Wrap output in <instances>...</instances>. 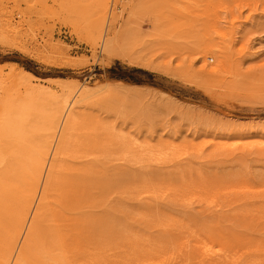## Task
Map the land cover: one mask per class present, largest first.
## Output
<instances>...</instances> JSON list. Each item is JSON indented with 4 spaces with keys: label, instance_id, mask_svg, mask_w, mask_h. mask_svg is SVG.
<instances>
[{
    "label": "rangeland",
    "instance_id": "1",
    "mask_svg": "<svg viewBox=\"0 0 264 264\" xmlns=\"http://www.w3.org/2000/svg\"><path fill=\"white\" fill-rule=\"evenodd\" d=\"M97 2L0 0L4 74L92 87L43 238L69 264H264V0H110L101 37Z\"/></svg>",
    "mask_w": 264,
    "mask_h": 264
},
{
    "label": "bare ground",
    "instance_id": "2",
    "mask_svg": "<svg viewBox=\"0 0 264 264\" xmlns=\"http://www.w3.org/2000/svg\"><path fill=\"white\" fill-rule=\"evenodd\" d=\"M109 3L110 0L97 2L99 37L109 14ZM7 25L10 32H19L12 21ZM208 56L216 58L214 65H208ZM203 57L205 62L200 75L214 76L225 71L226 62L216 46H207ZM3 72L0 68V264H69L67 258L60 256L43 238L42 226L48 215L49 192L62 171L58 161H64L75 152L85 132L84 121L75 109L90 96L92 87L73 85L61 79H42L16 65H11L7 74ZM77 91L81 98L75 102ZM108 131L115 134L116 140L124 139L122 134L110 128ZM8 193L18 196L17 206L6 201L4 195ZM32 210L33 218L26 226ZM90 218L88 216L87 221ZM74 221H78L77 217L62 214L60 227L71 226L73 230ZM21 237L22 246L13 259Z\"/></svg>",
    "mask_w": 264,
    "mask_h": 264
}]
</instances>
